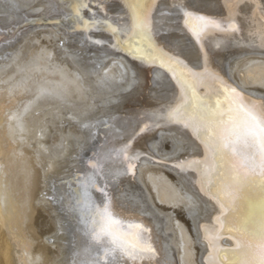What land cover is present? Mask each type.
<instances>
[{"label":"bare ground","instance_id":"6f19581e","mask_svg":"<svg viewBox=\"0 0 264 264\" xmlns=\"http://www.w3.org/2000/svg\"><path fill=\"white\" fill-rule=\"evenodd\" d=\"M78 2L0 0V264H87L97 254L96 260L103 259L111 245L94 242L92 225L105 203L125 224L142 225L129 239L136 242L138 235L155 251L138 264H203L207 246L198 228H218L213 218L220 208L201 195L194 173L173 166L192 151L182 127L170 133L168 126L155 124L178 101L176 89L162 70L149 71L123 49L111 50L103 24L91 37H101L105 46H89L88 31L73 11ZM157 3L155 27L168 33L158 37L160 43L195 64L201 45L183 28L182 14L179 21L174 12L162 15L164 0ZM222 3L195 0L187 10L218 19ZM90 7L97 20L105 19L99 8ZM106 7V19L122 23L120 0H107ZM82 16L91 19L87 11ZM31 18L56 23L18 26ZM256 30L247 25L235 35L209 30L202 45L214 71L246 100L260 102L264 49L249 35ZM198 91L204 95L207 89ZM143 125L147 135L134 136ZM155 132L156 142L145 143ZM162 135L175 140L161 142ZM130 137L134 145L123 147ZM93 143L98 145L92 165L84 166L83 150ZM74 171L81 175L73 180ZM88 177L107 196L90 189L86 200L81 185ZM248 194L258 205V190L249 188ZM218 243L236 247L228 235ZM227 258L239 259L232 252Z\"/></svg>","mask_w":264,"mask_h":264},{"label":"snow or ice","instance_id":"6c2138e0","mask_svg":"<svg viewBox=\"0 0 264 264\" xmlns=\"http://www.w3.org/2000/svg\"><path fill=\"white\" fill-rule=\"evenodd\" d=\"M210 2L215 3V0ZM106 3L107 0H79L74 7L75 16L88 31L85 38L97 46H105L101 37H91V30L103 24L105 35L111 37V43L107 45L111 50L123 49L125 56L149 71L153 68L162 70L176 89L178 101L174 106L169 105L166 114L160 115L155 124L157 128L168 126L170 133L173 127H182L181 135L189 139L192 151L173 166L194 173L201 195L220 208V215L213 218L219 224L218 228L209 230L203 224L198 228L207 246L203 264H264V100H246L230 86L220 73L212 69L210 54L202 45V35L209 30L235 35L243 33L247 25L257 29L250 31L249 35L258 38L259 47L264 49V0H223L218 19L187 10L195 0H186L185 3L164 0L161 14L174 12L177 21L182 14L183 28L196 44L201 45V56L195 64H190L179 50H166V46L160 43L158 37L168 33L155 27L157 0H120L121 7L117 12L120 24L106 19ZM90 6L99 8L105 19L97 20L96 12ZM85 11L89 12L91 19L83 18L82 12ZM201 87L207 89L204 95L198 91ZM102 123L106 124V121ZM147 128L148 125L138 127L133 135L144 138ZM168 138L175 140V135H162L161 142ZM149 142L155 143V137H148L145 143ZM134 143L130 137L123 147H131ZM71 182L70 179L65 183ZM81 187L86 200L90 199V189L107 196L104 189L97 188L92 177H88ZM249 188L258 190V205L251 203ZM141 227L115 218L105 203L103 211L98 209L95 213L92 239L97 244L107 241L111 247L105 249L103 259L87 264H138L145 253L155 251L150 244H141L138 235L136 242L129 239L132 229ZM225 235L235 239V248L219 246V240ZM229 252L239 259L229 260ZM221 253L224 259H221ZM109 256L111 259H107Z\"/></svg>","mask_w":264,"mask_h":264},{"label":"water","instance_id":"95a60500","mask_svg":"<svg viewBox=\"0 0 264 264\" xmlns=\"http://www.w3.org/2000/svg\"><path fill=\"white\" fill-rule=\"evenodd\" d=\"M49 21H46V22H40V21H36L35 20V18H31V19H29V20H27V21H23V22H21V23H19V25L18 26H25V25H27V26H31V25H40V24H50V23H56L55 22V19H48ZM76 30V29H75ZM69 31H71V30H69ZM77 31H79L78 29H77ZM0 34H1V32H0ZM1 38V37H0ZM1 40V39H0ZM89 44V46H93L94 45V43H88ZM101 47V46H100ZM118 52V51H117ZM139 64V63H138ZM140 67H143V66H141L140 65ZM98 144L97 143H95V144H92L91 146H89L88 148H87V153L86 154H84L83 155V164H84V166H91L92 164L90 163L91 161H92V157H95V154H96V152H97V148H96V146H97ZM74 174H75V179L78 177V176H80L81 175V172L80 171H74ZM73 180H74V176H73ZM72 180V181H73Z\"/></svg>","mask_w":264,"mask_h":264},{"label":"rangeland","instance_id":"374dc122","mask_svg":"<svg viewBox=\"0 0 264 264\" xmlns=\"http://www.w3.org/2000/svg\"><path fill=\"white\" fill-rule=\"evenodd\" d=\"M109 1H111V0H109ZM22 35H23V34H22ZM21 37H22V36H21ZM21 37H20V38H21ZM20 38H19V39H20ZM155 134H157V132L154 133V136H153V137H156ZM93 144H94V143H93ZM87 148H88V147H87ZM87 148H85V149L83 150V153H84V154L87 153ZM84 154H82L81 157H83ZM106 173H107V172H106ZM108 175H109V174H107V176H108ZM113 190H114V189H113ZM80 192H81V191H80ZM128 200H129V199H128ZM129 201L132 202V203L134 202L133 199H132V200H129ZM123 202H124V201H123ZM71 205H72V204H71ZM125 205H127V202H124V206H125ZM75 214L77 215V217L74 216L73 219L75 220V223L78 224V226H81L82 222H81V220H79V216H80V215H79L78 213H75ZM83 215H84V214H83ZM97 256H98V254L95 255V256L93 257V260H96V259H97Z\"/></svg>","mask_w":264,"mask_h":264}]
</instances>
